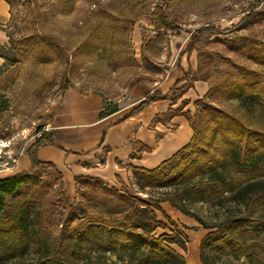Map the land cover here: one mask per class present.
<instances>
[{
  "label": "rangeland",
  "instance_id": "1",
  "mask_svg": "<svg viewBox=\"0 0 264 264\" xmlns=\"http://www.w3.org/2000/svg\"><path fill=\"white\" fill-rule=\"evenodd\" d=\"M160 10L166 20L174 21L172 29L161 24ZM252 12L258 13L256 19L242 24V19ZM13 17L7 25L8 40L1 45L0 56L7 66L17 65L20 75L11 89L0 92V143L4 145L0 150V179L15 173L24 154L35 143L39 129L48 124L49 109L62 93L58 88L64 86L61 80L65 70L71 85L83 92L101 93L110 109L117 106L129 81L145 71L144 59L161 69L163 78L182 66L185 73L191 70L187 90L196 82H206L210 89L224 82L227 86L234 83L248 91L251 83L264 85V64L258 52L264 51V0H20L15 3ZM202 27H209V32L198 37L194 49L188 52L191 35ZM38 32L58 37L69 58L40 50L31 39ZM47 82L53 84L49 86ZM45 86H49V94ZM180 86L171 88L169 98L179 100L186 111L187 104L182 102L185 88ZM225 93L221 90L218 98L213 100L212 94L205 100L222 111L245 117L247 112L237 107L235 95L231 94L228 100ZM197 101L190 105L193 117L202 108L195 105ZM216 142L208 135L202 146L209 149ZM192 154L196 153L189 155ZM37 173L42 181L54 183L55 192L63 187L62 192L71 204L79 203L82 195L90 191L76 180L74 184L70 175L65 174L60 181L50 168ZM38 175H33L35 181ZM129 187L130 193L142 198L175 196L174 188L142 191L138 185ZM161 207L189 240L187 253L173 246L186 256L187 264H202L201 242L209 234L219 232L230 216L240 217L245 212L243 206L231 205L226 200L222 204H188V215L169 202ZM157 215L169 225L161 213ZM168 228L158 229L156 236L175 232L173 227ZM230 244L228 241L227 246L207 250V263L246 264L245 257L235 258Z\"/></svg>",
  "mask_w": 264,
  "mask_h": 264
},
{
  "label": "trees",
  "instance_id": "2",
  "mask_svg": "<svg viewBox=\"0 0 264 264\" xmlns=\"http://www.w3.org/2000/svg\"><path fill=\"white\" fill-rule=\"evenodd\" d=\"M5 1L10 5V23L14 19L15 3L20 0ZM160 13L158 18L163 27L172 29L174 21L166 20L162 10ZM257 16V12H252L241 23L253 21ZM36 22L35 18L33 25ZM209 30L202 27L191 35L188 52L194 49L197 38ZM39 32L31 39L40 50L69 58L58 37ZM258 52L264 64V51ZM143 62L145 71L141 72L162 73L145 59ZM7 67L5 64L3 70ZM189 73H184L178 82L186 81ZM61 83L64 86L58 90L62 93L76 88L71 85L67 70L63 72ZM251 84L249 91L239 84L227 86L226 82L211 87L207 95L195 103L202 108L194 117L188 116L194 131L192 141L155 169H135L132 187L138 185L142 191L174 188L173 198H142L130 193V187L123 183L118 190L102 181L83 177L76 181L88 186L90 191L82 195L79 203H69L63 187L55 192L54 183L42 181L41 174L37 173L42 168H50L60 181L63 179L55 165L42 162L36 156L37 148L54 145L46 131L47 125L39 129L35 143L27 150L30 169L0 179V264H187L186 256L173 246L187 253L189 240L161 204L169 202L188 215V204H222V200L243 206L245 212L240 217L230 216L219 232L209 234L201 242V263L208 264L207 250L222 244L227 246L230 241L237 260L245 257L246 264H264V85ZM49 86H45L47 94ZM221 90L226 92L224 97L228 100L231 94L235 95L237 107L247 112L245 117L222 111L205 100L212 94H215L213 100L218 98ZM163 97L159 93L147 95L127 117ZM117 111L118 105L113 109L105 105L102 117ZM208 135L217 142L204 149L202 142ZM190 153L196 154L191 156ZM33 175H38L37 181ZM157 212L169 225L158 218ZM168 226L174 228L173 234L156 236L158 229L167 230Z\"/></svg>",
  "mask_w": 264,
  "mask_h": 264
},
{
  "label": "crops",
  "instance_id": "3",
  "mask_svg": "<svg viewBox=\"0 0 264 264\" xmlns=\"http://www.w3.org/2000/svg\"><path fill=\"white\" fill-rule=\"evenodd\" d=\"M10 18V5L0 0V47L7 43ZM4 66L5 60L0 56V92L11 89L20 73L17 65L3 70ZM180 68L167 72L165 78L151 72L138 73L118 100V111L108 117H102L106 98L101 93L68 88L49 109L47 126L54 145L37 148V158L55 165L64 178L65 174L70 175L74 184L77 178L85 177L118 190L121 183L130 186L135 169L152 170L161 166L193 139L194 131L188 119L190 105L203 99L210 87L206 82H196L185 91L182 101L187 104L185 111L179 100L169 98L173 86L182 88L187 83V80L178 82L185 73L184 67ZM158 93L164 97L127 117L147 95ZM30 167L31 160L25 153L11 176Z\"/></svg>",
  "mask_w": 264,
  "mask_h": 264
},
{
  "label": "bare ground",
  "instance_id": "4",
  "mask_svg": "<svg viewBox=\"0 0 264 264\" xmlns=\"http://www.w3.org/2000/svg\"><path fill=\"white\" fill-rule=\"evenodd\" d=\"M2 146H4V145L0 143V150H1Z\"/></svg>",
  "mask_w": 264,
  "mask_h": 264
},
{
  "label": "built area",
  "instance_id": "5",
  "mask_svg": "<svg viewBox=\"0 0 264 264\" xmlns=\"http://www.w3.org/2000/svg\"><path fill=\"white\" fill-rule=\"evenodd\" d=\"M46 131H49V127L48 126L46 127Z\"/></svg>",
  "mask_w": 264,
  "mask_h": 264
}]
</instances>
